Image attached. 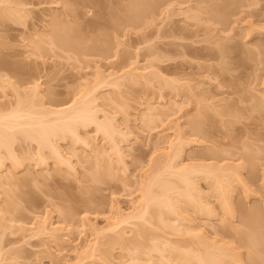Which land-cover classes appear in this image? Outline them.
<instances>
[{"label":"rangeland","instance_id":"obj_1","mask_svg":"<svg viewBox=\"0 0 264 264\" xmlns=\"http://www.w3.org/2000/svg\"><path fill=\"white\" fill-rule=\"evenodd\" d=\"M200 2L0 0V264H264V0Z\"/></svg>","mask_w":264,"mask_h":264},{"label":"bare ground","instance_id":"obj_2","mask_svg":"<svg viewBox=\"0 0 264 264\" xmlns=\"http://www.w3.org/2000/svg\"><path fill=\"white\" fill-rule=\"evenodd\" d=\"M169 1H171V0H162V2L164 3L165 2V4L167 5V3H169ZM186 1H189V0H186ZM197 2H200V0H196ZM203 1H206V0H202L201 2H203ZM200 2V3H201ZM162 3V4H163ZM196 8H197V10H199L198 8H200V5H197V6H195ZM197 15V14H196ZM198 15H199V13H198ZM61 25V24H60ZM62 25H64V24H62ZM68 27L70 28V26L68 25ZM67 27V28H68ZM60 28H61V26H60ZM65 28V27H64ZM63 28V29H64ZM66 28V29H67ZM69 28L67 29L68 31V33L66 32V31H64V32H66V36L65 37H70V36H68L69 35ZM63 29H61V31H63ZM57 33H58V35L59 36H62L63 37V35H60V32L59 31H57ZM61 34H64L63 32L61 33ZM65 35V34H64ZM71 35V34H70ZM54 37V36H53ZM64 37V38H65ZM60 38V37H59ZM63 38V39H64ZM50 39V38H49ZM53 40H54V38H52ZM58 39V38H57ZM61 39V41L59 40V42H61L62 44L63 43H65V42H67L68 40H62V38H60ZM71 40H72V38H70ZM47 40H48V38H47ZM71 40H69L67 43H69ZM58 42V41H57ZM49 43H50V41H49ZM67 43H65V44H67ZM71 43H72V41H71ZM73 44V43H72ZM60 45V44H59ZM69 45H70V43H69ZM69 45H67V46H69ZM75 46V49H76V45H74ZM74 46H72L73 48H74ZM63 47H64V44H63ZM70 47H71V45H70ZM70 47H68L69 49H71ZM65 48H66V45H65ZM78 49V48H77ZM78 51V50H77ZM66 110L65 109H62V110H55V111H53L54 113H58V114H62V113H64ZM87 111V112H86ZM89 111L88 110H86V109H80L79 110V114L78 113H76V115H79V118L82 120V122H85V121H89V119H91L92 118V121H96V120H93V114H89L88 113ZM73 115V114H72ZM75 115V114H74ZM91 115H92V117H91ZM21 119V115L20 114H18L17 113V111H14L13 110V112H11L10 114H8V115H6V114H0V146L1 145H3V144H5L3 141H4V133L2 132L3 131V129L4 128H13V127H15L12 123L14 122V124H16V122H17V124H18V120H20ZM28 123H30V125H31V123H33L34 124V126L35 125H37L38 124V127H37V130L38 129H41V126L42 125H44L41 121H38V122H28ZM41 123H42V125H41ZM86 123V122H85ZM24 123H22V124H20V126L22 127V129H25L24 128V126H22ZM98 125H103L102 123H99ZM19 126V127H20ZM34 126H33V128H34ZM105 125H103V127H104ZM36 127V126H35ZM100 128H102L103 129V127H101V126H99ZM60 128H61V126H60ZM64 128V127H63ZM105 128H107L105 131H107V130H109L108 129V127H105ZM202 128V127H201ZM201 128H199L200 129V131H202L201 130ZM14 129V128H13ZM35 129V128H34ZM46 128L43 126V132L41 131H39L40 132V134L39 135H41V137L40 138H42L43 136L44 137H46L47 136V133H45V132H47L46 130H45ZM204 129V128H203ZM104 130V129H103ZM45 131V132H44ZM203 131H205V130H203ZM108 132V131H107ZM198 132V131H197ZM206 132V131H205ZM204 132V133H205ZM201 133H203V132H201ZM209 133V132H208ZM45 134V135H44ZM198 134V133H197ZM200 135V134H199ZM42 138V139H40V140H43L44 141V139L45 138ZM204 137V136H203ZM47 139V138H46ZM45 139V140H46ZM46 142H47V140H46ZM48 143V142H47ZM52 146V145H51ZM56 149V147L54 148V150ZM57 152H58V149L56 150ZM56 151H55V154H56ZM213 152H215V150H213ZM212 152V153H213ZM178 176H179V181L180 182H183L184 183V185H186V187L187 188H185V191H187V192H185L186 193V195L190 198L189 200H193L192 199V194H194V193H192V190H191V185H192V183L193 182H191V180H190V178L187 176V174H184V173H181V172H179V174H178ZM219 184H221L220 182L218 183V181L215 183V185H219ZM163 185V184H162ZM161 185V186H162ZM216 186V187H217ZM173 187H175V186H173V185H167L166 183L164 184V188H166V189H168V188H172L173 189ZM221 187V186H220ZM227 187V190H228V185L226 186ZM226 187L223 189V190H225L226 189ZM163 186H162V192H163ZM150 188H148L147 190V192H146V194L147 195H145L146 197V207H145V209H144V211H143V214L144 213H146V211H147V209H148V206H149V204L150 203H157V204H159L161 207L160 208H165V209H167V210H173V209H175V211H176V209L178 208L177 207V204H176V208L174 207V203H173V201H172V198H171V196H169L168 194H167V192H169V189H168V191L167 192H163V194H162V192L160 193L161 194V196L159 195V194H157L158 195V197H156L157 195L155 194V193H153L152 191H150L149 190ZM165 189V190H166ZM164 190V191H165ZM222 190V191H223ZM190 191V192H189ZM152 192V193H151ZM192 193V194H191ZM167 194V195H166ZM224 195H226V196H228V193L226 192V194H225V192L223 193ZM156 195V196H155ZM164 196V197H163ZM226 196H224V198H223V200L225 199V201H224V203L223 204H225L226 203V206L224 205V207H225V209H228V212L227 213H229L230 215L231 214H233V213H231L232 212V210H230V209H232L231 208V206H230V200H229V197H226ZM160 197V198H159ZM200 199V198H199ZM194 201L195 202H197V199H194ZM198 203L200 204L201 203V201L199 202V200H198ZM230 210V211H229ZM174 211V210H173ZM228 214V215H229ZM252 214L253 213H251V216H252ZM250 216V215H249ZM261 216L262 217H260V218H262V219H256V218H252V219H249L247 222H246V225H247V229H240L241 230V233H242V241L245 243V245H247V243L249 244L248 246V248H250L251 247V249H253L252 247L253 246H257V245H260L261 246V248H260V250L263 252L264 250V235L263 236H261V238H263V242H261L260 244L257 242V239H258V235H260L261 233L260 232H262V234L264 233L263 231H260L259 230V228H264V221H263V219H264V216H263V214H261ZM256 217H258V215H256ZM239 230V231H240ZM242 231H244V232H242ZM261 241H262V239H261ZM263 244V245H262ZM263 246V247H262ZM255 248V247H254ZM259 248H255L256 250H259ZM254 251V255H253V257H251L252 256V254H251V256H250V260H251V262H252V264H256L257 263V259L259 258V255L257 256H255V252H257V251H255V250H253ZM161 253H160V255H162V251H160ZM205 253V252H204ZM203 253V255H201L200 253V255H197V256H194V254H193V256H194V258H192L191 260H195V257H197V261H196V263L195 264H224V260L226 259L227 260V258H225L224 257V254H225V252H223V253H220V254H218L217 252H211V250H210V252H209V250H208V252L206 251V253L204 254ZM258 253H259V251H258ZM187 254V253H186ZM197 253H195V255H196ZM182 255H184L183 253H182ZM182 255H177V258L179 259H182V260H185L186 258H184L185 257V255H184V257L182 256ZM187 255H190V254H187ZM164 255H162V257H163ZM179 256V257H178ZM182 258H181V257ZM193 256H186V257H193ZM226 256V255H225ZM261 257V259L263 258L262 256H260ZM225 258V259H224ZM252 258V259H251ZM260 258L258 259V261L259 260H261ZM187 260H189L190 261V259L189 258H187ZM186 260V261H187ZM225 260V263H227V261ZM253 260H256V263H255V261L253 262ZM189 261H187V262H189ZM194 262V261H193ZM192 262V263H193ZM163 264L162 262H159V263H157V264ZM264 263V262H263ZM165 264H167V263H165ZM194 264V263H193Z\"/></svg>","mask_w":264,"mask_h":264}]
</instances>
